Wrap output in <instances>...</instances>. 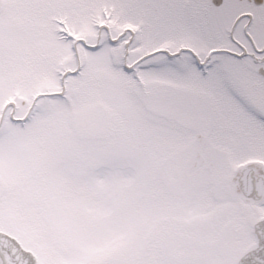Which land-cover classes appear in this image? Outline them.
<instances>
[{
  "label": "snow or ice",
  "instance_id": "obj_1",
  "mask_svg": "<svg viewBox=\"0 0 264 264\" xmlns=\"http://www.w3.org/2000/svg\"><path fill=\"white\" fill-rule=\"evenodd\" d=\"M0 264H264V0H0Z\"/></svg>",
  "mask_w": 264,
  "mask_h": 264
}]
</instances>
